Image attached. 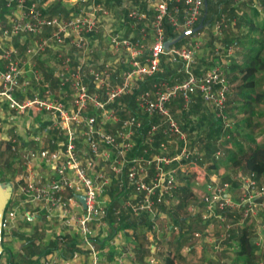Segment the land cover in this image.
I'll return each mask as SVG.
<instances>
[{"label":"built area","instance_id":"built-area-1","mask_svg":"<svg viewBox=\"0 0 264 264\" xmlns=\"http://www.w3.org/2000/svg\"><path fill=\"white\" fill-rule=\"evenodd\" d=\"M3 1L10 13L8 24L0 29V35L5 39H11L18 34L37 38L28 42L24 50L28 59L45 49L63 46L65 42L73 47L82 59L72 65L67 53H57L62 67L53 71V75L57 78L59 86L68 84L73 91V101L68 109L60 98H54L45 88L40 92L26 94L29 81L24 80L19 84L18 80L21 74L20 58L13 48H0V60L5 61L4 70L0 68V97L7 108L15 115L28 111L48 114L52 118L50 119L55 121L62 137L58 148L43 147L37 151L25 152L23 163L26 167H29L31 161H37L51 166L54 174L52 178L43 179L30 175L27 168V174L10 197L13 204L4 209L1 229L10 225L18 207L22 202H26L31 206V210H22L26 219H33L36 216L35 211H41L46 219L56 213L65 226L79 235V244L86 249L89 264H99L97 251L90 238L93 229L107 226L103 220L106 215L103 194L110 179L103 172L93 170V156H100L108 162L111 172L118 176L122 175L126 165L124 178L137 198L131 206V211L134 214L148 213L154 219L156 211L153 206L161 202L166 203L176 187L175 174L178 167L175 170L170 164L176 161L191 171L192 165L196 163L194 153L185 140V133L179 129L167 104L179 97L184 106L191 95L198 94L213 117L221 122L223 134L220 139L229 138L228 131L233 127V120L226 111V95L231 84L218 67L200 69L197 73L193 71L200 45L199 32L187 35L188 38L177 47L163 48L165 28L168 27L175 34L193 28L202 12L203 0H140L146 6L145 11L136 6H129L126 9V19L132 22L128 26L133 28L139 25L140 33L132 37L124 36L122 29L126 26L125 21L121 26L113 27L111 33H107L108 51L111 56L121 51L124 53L125 67L119 72L118 80L113 85L109 84L111 61L104 62L100 69L89 66L87 70L95 89L102 90V100L95 93L87 91L79 73L81 75L82 62L90 58L87 56L91 52L89 37L102 26L99 23L102 19L111 16V0L107 1V4L106 0H70L68 8L74 6L76 10L66 16L44 15L41 7L33 0ZM142 27L147 30L143 31ZM219 28L220 22L215 20L213 31L219 32ZM45 30L47 32L42 35ZM235 47L236 41H231L223 49L231 56ZM162 56H169L170 59L180 62L182 78L174 77L172 83H152L135 95L134 103L137 110L148 118H157L158 122L149 123L146 130L149 142L150 134L161 127L164 134L180 136V146L175 147L174 153L167 156L163 153L167 149L166 141L161 140L155 153L144 156L147 150L143 149L139 155L116 159L115 157H120L123 152L130 153L142 122L138 115L128 113L119 120L109 103L123 94H130L142 78L162 72ZM33 78L35 83L40 80L39 76ZM17 89L22 93L21 98L15 97ZM89 104L93 109L102 111L99 116L86 111ZM105 121L119 123V126L113 131H107L100 126ZM79 126L82 128L80 137L83 138V144L89 154L84 160L79 159L80 154L75 147V139L79 138ZM98 143L104 148L99 149ZM219 155L220 151H216L213 157L218 159ZM205 177L204 169L193 177L195 183L204 188L201 208L197 213L200 222L205 225L202 231L192 233L194 243L200 244L202 235L214 227L210 222L211 217H214L217 219L216 228L219 231L215 249L222 250L221 242L231 239L237 234L235 229L242 225L250 227L249 230L254 232L253 245L264 248V174L255 177L250 172L239 173L232 179L234 183ZM64 193H69V196L64 197ZM77 195L84 197L83 206ZM114 213H117L116 209ZM78 256V252L72 250L57 263V256L50 254L46 262L71 264ZM116 262L120 263L118 259ZM154 262L152 258L149 259L150 264ZM258 264L264 263L259 261Z\"/></svg>","mask_w":264,"mask_h":264},{"label":"trees","instance_id":"trees-1","mask_svg":"<svg viewBox=\"0 0 264 264\" xmlns=\"http://www.w3.org/2000/svg\"><path fill=\"white\" fill-rule=\"evenodd\" d=\"M38 3V5L41 7V11L44 15L47 16H53L60 14L62 16H66L69 12L76 10V7L72 6L68 8L66 5L62 3V0H34ZM106 0V4H107ZM113 1L115 6L113 18H107L102 19L105 22V27L108 28V31H111V27L121 26V23L123 21H126V9L128 6H136L139 8L144 9V2H141L140 0H111ZM2 0H0V8H4L2 5ZM206 2V13L204 14V8L202 7V12L198 18V21L194 24L193 28L197 26L199 21H202V27L198 31L200 32L205 25L211 26L213 25V22L217 20V18L220 15V12L212 14L213 17L211 19L209 11L211 10V7L213 6L210 0H205ZM229 0H222V3L227 4ZM113 6V5H112ZM111 6V7H112ZM232 10V9H231ZM221 11V10H220ZM250 15L249 17H243L240 18V22L247 27L249 31L252 29L259 28L260 31L264 29V14L261 17V23L258 25L255 20L258 16V9L249 6ZM231 13H233L231 11ZM255 22H253V20ZM119 24V25H117ZM134 32V31H133ZM132 31H129L124 26L122 29V34L127 37H132L133 34ZM183 32V31H182ZM180 32V33H182ZM179 33V34H180ZM179 34L172 33L171 30L166 27L165 28V41L172 40L176 38ZM186 38H182L178 42L174 43L173 45H170L168 48L177 47L180 45V43ZM250 39V38H249ZM249 39L247 41H249ZM107 42V38L100 37V35H94L92 34L89 37V45L93 47V55L97 54L98 50L100 49L101 43ZM65 46H69L68 43L65 42ZM226 45V44H225ZM61 46H58V48ZM62 48V47H61ZM72 48V47H71ZM264 48V44L261 39H256V45L252 47V53L249 55H246L245 59L240 62H229L226 67L228 70L227 73L224 74V76L227 78L229 83L231 85L230 90L227 92L226 95V111L228 113V104L232 105V110L236 114H240V117L234 121L233 120V127L229 132V138L228 139H220L223 130L221 122L218 121L216 118L213 117V114L210 113L204 102L201 100L200 96L198 94H193L190 96L188 102L186 105L183 106L182 100L178 97L173 99L171 102L167 104L168 110L177 123L179 129L188 135L190 139V146H192L193 153H200L202 158L204 160L209 161V168L217 169L218 162L223 167L231 168L232 170H241L243 173H252L255 177L260 176L264 172V140L257 141V133L256 129L260 126L259 117L262 116L260 111L258 110V107L260 105H264V88H261L257 82H256V73L258 71L259 62L260 59V52ZM98 49V50H97ZM71 62L70 64H75L76 62L80 61V58L78 56H70ZM163 56L161 57V63H162ZM170 63L172 67H168V65L163 69L162 72L153 74L148 77H144L141 80H139L136 84L135 89L130 94H123L117 98H115L112 102L109 103L110 108H112L119 120H122L125 116V113L128 114H136L140 117V120L142 122L141 127L136 134L134 138V146L132 147L130 153L127 154V158L134 155L141 154V151L146 148L147 154H144V156H147L150 151L148 150V146L150 145L153 149V153L156 152L158 149V143L161 140H166L168 137V133H162L161 127L152 132L150 134L151 141L149 142L146 135V130L149 127V123H156L157 118L152 117L148 118L141 112L137 110V107L134 103V97L138 92L148 88L152 83L159 82V81H167L168 83H172V80L174 77H177L178 79L182 78V72L180 70V62L177 59H170ZM83 66L90 65V61L85 60L83 61ZM93 63V62H92ZM104 62H99V65H102ZM40 68L44 70V65L42 62L39 63ZM92 65V64H91ZM94 67L95 64H93ZM194 71V70H193ZM42 81L47 82L50 88H55L56 84L58 83L56 80H50L47 78V76L44 74L42 76ZM83 81L87 87L88 92H93L95 89L94 85L92 84V81L89 76H84ZM66 86V85H64ZM29 87V86H28ZM33 86H30L29 92H33ZM235 114V115H236ZM229 115V113H228ZM230 118H232L231 115H229ZM97 120L99 117L96 118ZM119 126V123H118ZM107 131H111L110 127L106 126ZM259 134V133H258ZM62 139V137L60 136ZM55 136L53 135L50 140L54 142ZM228 143V144H227ZM80 144L78 138L75 139V147L77 150V145ZM10 143H6V147L9 148ZM50 148H52V145H49ZM216 151H220L222 153L221 158L214 159L213 154ZM78 153V151H77ZM88 155V154H87ZM89 156V155H88ZM10 163L5 162V166L9 167ZM225 167V168H226ZM126 168V165L123 168L122 175L119 177L113 176L112 179H110L109 185L106 187V191L103 194V198L106 202V199L108 203L105 204L104 208L106 211V215L104 217V221L107 223L108 228L106 231V234L104 236L100 237H91L90 241L95 246V249L97 251L108 249V251L101 253L100 255L105 257L108 261L114 260V253L112 254L110 251L112 250V241L114 239L115 233L120 228L122 229H128L131 228L132 232L135 233L132 238L133 240L136 239L137 246L142 248L144 243L146 242V239L141 234H138L137 231L141 227L146 230H151V224L152 221L148 220L146 218L147 216L145 213H143L139 217H133L130 214L125 213L123 210L118 208L117 213L115 214L114 211L116 208V201L118 197H123L124 193L128 191V189H131V185L127 184L124 178V170ZM1 174V170H0ZM5 181V180H4ZM230 181V180H227ZM117 182H120L123 186V189H121L117 184ZM232 183L234 181L231 179ZM183 190V189H174V194L176 191ZM173 195V194H172ZM108 196L107 198H105ZM185 195H183L181 202L183 200ZM117 197V198H116ZM158 209L160 210V205L158 204ZM229 214V212H227ZM170 214V213H169ZM237 214V213H236ZM174 217V223H180L184 222L185 218L178 216ZM238 215V214H237ZM197 216V218H196ZM46 219V218H45ZM47 220V219H46ZM154 220V219H153ZM199 216L192 215L191 218H189L188 223L186 224V228L182 230V225L180 226V233L176 237V243L173 248L172 244H168L161 254L160 259H158V264H175L182 262L184 260V257L180 253V244L181 240L185 239L187 236H192V233L194 231H202L200 228H204L205 225L199 223ZM174 225V224H173ZM172 225V226H173ZM175 226V225H174ZM249 230L246 225H242L239 228V233L237 235H234V238L237 243L236 247V255L237 257H247L251 253V244L249 242ZM21 236H24V234L20 233ZM3 237V230L1 229V239ZM16 238V237H15ZM190 238V237H189ZM192 238V237H191ZM19 241H22V239L17 238ZM188 239V238H187ZM202 241V238L201 240ZM79 239H73L69 236V234L63 233L55 235L54 238H52L48 245L43 246L39 251L35 249L34 251H30L28 254L30 256H35L33 259H30L28 257L26 264H42L43 258L47 254L50 253L51 250L56 251L60 248L67 249L69 254L71 252V249L73 246L76 247V245L79 244ZM2 250L0 252V264H13L12 263V257H11V251L8 247L4 246L1 242ZM74 247V248H75ZM25 248L29 249L27 245H25ZM26 249V250H27ZM79 254L83 255L84 261L83 264H89L88 261V254L85 251H80ZM141 255V254H140ZM99 256V255H98ZM132 256V254H131ZM131 256H125L127 257V260L131 258ZM87 258V259H86ZM5 262V263H4Z\"/></svg>","mask_w":264,"mask_h":264},{"label":"rangeland","instance_id":"rangeland-1","mask_svg":"<svg viewBox=\"0 0 264 264\" xmlns=\"http://www.w3.org/2000/svg\"><path fill=\"white\" fill-rule=\"evenodd\" d=\"M62 3L67 6L70 3V0H63ZM112 5L113 4H111L110 7ZM114 9L115 8L111 7V9H110L111 13L114 12ZM112 28L113 27H111V31H112ZM103 32L111 33L110 31H108V28L105 30L103 29L102 33ZM187 38L188 37H186V39ZM30 40L34 41V40H37V38L36 37L33 39L31 38ZM61 47L58 48V46H55L52 48L45 49L44 51H42L38 54V56H37L38 58L35 56L37 58V60L34 62L31 60V59H34L33 57L29 58L28 61H30V63L28 64V67L31 69V77H29V79H25V80L29 81V86H30L33 82H36L33 77L39 76L40 80L38 81V86H36L39 88V90H35L33 92H37V91L40 92L42 88H45L50 92L51 96H53L56 99L60 98V100L65 104V106H67V108L70 109L71 103L73 101V91L68 86V84L66 86H64V85L59 86L58 85L54 89H51L49 87V85L47 84V82L42 81V78H43L42 76H44V74L50 80H56L57 79L53 75V71H55L58 68H61L62 63H61V60L59 58H57V56L55 57V53H62V54L67 53L71 57L72 56L73 57L78 56L80 58V60L82 59L81 56L79 55V53H77V51H75V49H72L70 45L69 46L63 45ZM89 47L91 49V52L87 56H90V58L88 59V61H90V63H89L90 65L83 66L84 62H82L81 75L79 73L80 78H82L84 76H88L87 70H88L89 66H93V64H95L96 67L93 66L92 68L100 69V67L102 65H99V62H106L109 60V58L115 57V60L110 63L111 80H109L110 85L115 84V82L119 78L118 77L119 72L124 69L123 67H125L124 53L121 51L117 55L111 56V54L108 51V49H109L108 48V41L106 43H105V41H103V43H101L100 49L99 50L97 49L98 50L97 54H94V55L92 53L93 47H91V46H89ZM237 49H238V46L235 47L234 54L236 53ZM145 52H146V50H145ZM218 54H222L221 56H223V54H224L226 56V58L230 57V55L226 54V51L223 49V47ZM233 55H231V56H233ZM167 57H169V56H163L162 63H161L163 69L167 65H168V67L171 68V66L168 64L169 62H167V60H166ZM169 58H171V57H169ZM25 59H27V57ZM261 59L262 60L259 62L258 71L256 73V82L260 87L264 88V58H261ZM196 60H197V57H196ZM164 61H166V62H164ZM38 62L39 63L40 62L45 63L44 70L40 68V65ZM108 62H110V61H108ZM196 62H198V60ZM215 67H218V66H215ZM219 70L223 74L228 72V71H226V69H223L221 67H219ZM231 85H232V83H231ZM28 91H29V87L26 88L25 93L27 94ZM93 93H95L97 95V97H99L101 100L104 97L102 90L95 89L93 91ZM261 106L262 105H260L258 107V110H260V109L262 110ZM231 107H232V105L228 104V113H229V115L232 116V119L234 121H236L240 116L236 117V115H235L236 113L232 110ZM86 111L90 114L98 115V116H99V113L102 112L101 110L99 111L97 109H93L91 107V104L88 105ZM13 116L15 117V114L11 115V118ZM47 117H50V116L46 113H43V112L28 111L25 114H23V116L16 117L17 119L12 120L13 123L8 125L7 127L6 126L4 127L2 124V127L4 128V129L2 128V131L4 130L3 132L5 134L4 138L7 135H10V139L9 140H1L0 141V147L3 150L6 147V141H9L11 146L9 148H7L8 149V150H6L7 152H2L0 154V170H1L0 182H5V181L13 182L17 186L18 183L20 182V180H22L24 178V176L27 174V172H25L24 166L22 164L23 160L21 159V155H22V153H24V149L30 148L33 150H39L40 148H43V147L49 149L50 143H54L56 148L60 147V145L62 143V140L60 138L61 132L56 128V123H54L55 121H51V125L46 126V129H47L46 133L47 134L44 133V131H43L44 127L40 123L45 122ZM260 122H262V123H260V126L256 129V132H255V133H257V136H259L258 141L264 139V135H262V133L264 131V119H262ZM107 125L110 127L111 131L118 128V123H116V122L113 123L111 121H105L104 124H100V126L104 127L105 129H106ZM260 132H261V134H260ZM81 133H82V128H81V126H79L77 128V136L79 137L78 140H79L80 144L79 145L76 144V145H77V151L80 154L79 159L84 160V159L89 157L88 156L89 154H88V152H87V150L83 144V138L80 137ZM53 135L55 136L54 142H50L49 141L50 137H52ZM20 137H24L25 139L28 140V142H23V144H21V138ZM184 137H185V140L187 141L188 146H189L190 145V139H189L188 135L185 134ZM34 138H38V141L34 140ZM150 138H151V136L149 137V139ZM32 139H33L35 144L33 143ZM180 139H181V137L177 136L176 134L175 135L168 134V137L166 138V140H162V141H166L165 144L167 147L166 152H163V153L167 156H170L171 154H173L174 148L179 145ZM25 143H27V144L25 145ZM30 144H32V146H29ZM24 145H25V147H23ZM11 147H13V148H11ZM98 148L103 149L104 146L101 143H98ZM189 148H191V150H192V146H190ZM144 149H146V148H144ZM148 150L150 151V153H153V149L150 145L148 146ZM127 154L128 153L125 154L123 152L120 157H115V158L116 159H126ZM221 155H222V153L220 152V155L218 157L219 159L221 158ZM112 156L114 158V155H112ZM194 157L196 158L197 164L199 163L200 166L203 165L205 167L204 168L201 166V169H204L205 172L209 171V173H211L209 170L211 168L208 167L209 166L208 160H204V159L200 160L199 155H197L195 153H194ZM214 159H216V158H214ZM92 161H93V170L95 172L101 171L109 178V174L111 171L110 167H109V163L104 161L103 159H101L100 156H93ZM5 162L10 163L9 167L5 166ZM173 163H176L175 166H172ZM38 164L39 163H36L34 161H31L29 163V167H28L29 168L28 170L30 171L29 174L34 175L36 177H42L43 179L49 178L48 171L46 168H51V166L47 165L46 167L45 166L41 167ZM170 165L175 170L177 167L183 168V170L178 169L179 173L181 175L175 174L176 181H177L175 189H177L178 183L180 182L181 185L179 184V186H182L183 190H179V191L177 190L175 194H174V192H172L173 197L172 198L169 197L167 199L166 203H164V202L158 203L161 207L160 208L161 215L163 216L157 221V226H158L157 227V236H158V238L156 239V241H154L153 237L150 236V232L145 231L148 234L146 236V243H144V246H143L144 250L145 249L147 250V249H149V247H147V245L149 246L150 243H153V244L155 243L156 245H158L160 247V250L155 255V257H157L158 259H160L161 254L163 253L165 248L167 246H169L168 244H172V246L174 245L173 248L176 247L175 246L176 243H174V242H176V237L180 233V226L177 223H174V217L177 216V215H175V213H177L178 216H183L184 218H191L192 215L194 214V212H195V214L198 215L197 211H199V209L201 208V199H202V196L204 194V188L200 184L195 183L192 175L186 174V173H189V172H187V168L182 167L183 165H180V163L176 162V161L172 162ZM225 167L221 166V164H219V162H218L217 169L221 168V173H217V172H215V170H213L215 172L216 176L214 177L213 175H211V178H215V179H218L220 181H225V180L231 181V179H233L239 173H243V171H241L239 169L238 170H232L231 168H228V167L225 168ZM183 195H185V196L181 202ZM107 197L108 196H106L105 198H107ZM117 200H120L123 203L125 201L135 203L132 195H128V197H127V195H124L121 198L118 197ZM9 205H11V203H9ZM6 206L8 207V204ZM153 210L159 211L157 204H155L153 206ZM39 214H40V212H39ZM169 215H171V217H170L171 219H168ZM57 219L58 218L56 216V213H55V215H52L49 218V220L47 219L48 221H46V219L43 216H41L38 221H36L33 225L30 226L29 229H28V227H26V231H28V232H24L26 235L21 236L20 235L21 230H19V228H14L13 231L11 230L8 234H5L6 238H4L2 240V243H4L10 249L11 257H12V263L13 264H26L28 257H30V259H33L35 257V256H30L27 252L34 251L35 249H37L39 251V249H41L43 246L48 245L49 241L52 238H54L55 235H58V234L61 235L63 233L67 234L68 233L67 231L71 230L69 227L65 226L64 224L62 226L61 222ZM169 224L176 225L178 227V232H177V227L174 225L171 227L169 226V228H170V230H169L167 228V226ZM185 228H186V226H183V229H185ZM215 228H216V226H215ZM248 228H250V227H248ZM200 229H202V227ZM214 230H218V229L216 228ZM95 231L96 232L94 233V236L98 237V234L100 233V229L97 228ZM71 233L74 235L76 234L74 232H71ZM127 233L129 236H131V234L133 233L132 229L128 228ZM137 233L141 234V231L138 230ZM218 233L219 232H217V234ZM238 233H239V229L237 230V234ZM237 234H235V235H237ZM129 236L122 238L123 242H121V238L119 236L116 238V241L114 243H116V246L120 245V243H124L127 248H130L134 244V241ZM189 237L191 238V236H187L185 239L181 240L180 247H185V248L191 249L189 252V255H188L189 259L187 261L183 260L182 262L183 263L186 262L185 264H187V263L203 264V262H202L203 259L199 258V255H200V257H202L201 256L202 250L200 249L201 245L196 244L195 248H193V245H195V244H194V242H192L193 241L192 239L183 243V241L187 240V238L189 239ZM17 238H19V239L21 238L22 241H19ZM217 241H218V239L215 240V243L213 241H211L210 245L208 244L205 247H203L205 250L204 251L205 255H206V252H209L210 254L214 253L216 255V257L218 256L217 254L220 253L221 250H217L214 247ZM25 245H27L30 250L26 251ZM236 247H237V245L235 244L233 252H230V253L228 252V254H226L224 256H219V259H221L223 261V264H230V261H232V259H233V254L236 253V250H237ZM75 248H76V250H78L82 247L76 245ZM258 249L259 250H257L258 252L256 254H253L252 256H250V259H249L250 264H257L259 261H262L264 263V248H258ZM50 254L53 255L54 250H51L49 255ZM145 255H146L145 253H142L140 255V259L135 260V262L137 264H143V260H144L143 257ZM212 258H214V257H212ZM211 262H214V260H211ZM99 264H112V262L107 261L106 258L104 257L103 260H101V262L99 259ZM241 264H243V263H241Z\"/></svg>","mask_w":264,"mask_h":264},{"label":"crops","instance_id":"crops-1","mask_svg":"<svg viewBox=\"0 0 264 264\" xmlns=\"http://www.w3.org/2000/svg\"><path fill=\"white\" fill-rule=\"evenodd\" d=\"M111 2L113 4V1H111ZM123 2H124V0H123ZM210 2L213 5L211 7V10L209 11L211 19L213 17L212 14L220 12L219 17L217 18V20L220 22V28H219V32H215V31H213V25L208 26V27H207V25H205V27L199 32V34H200V45H199V50L197 51V56H196L198 62L196 64V66H194V68H193L194 72H196V73L199 72L200 69L204 70V69H208L209 67H215V66H218V68L221 67L223 69H226V71H230V70L227 69L226 65L229 62H236V63L242 62L245 59L246 55H249L250 53H252V51H253L252 47L254 45H256V39H261L263 44H264V29H262V31H260L259 28H257L258 27L257 26L256 28H254L251 31H249L247 29V27L240 22V18L243 17L244 15H245V17H249V15H250L249 6H251V7H254V8L258 9V16L256 17L255 20L257 21L256 23H258V25H259L261 23V21H260L261 17L264 14V0H229V2L227 4L222 3V0H210ZM70 3L67 5V7H69ZM2 5L4 6V8H0V29L2 27H5L8 24L9 13H10V10L7 9L5 7V5H4V1L2 2ZM110 5H109V7H110ZM115 6H117V5L113 4L112 8H115ZM145 8H146V6L144 5V9ZM110 9H111V7H110ZM140 9H142V8H140ZM231 11L233 13H231ZM113 14L114 13L112 12L111 16H110L111 19L113 18ZM255 20H253V22H255ZM105 22L106 21H104V20H101L99 22V23L102 24V26L98 28V31L94 35H100L101 38L102 37H104V38L106 37L107 38V33H105V32L102 33L103 29L104 30L107 29L105 27V25H106ZM125 22H126V26H125L126 29H128L129 31H132V32L134 31L133 32V34H134L133 36H135L136 34L140 33L139 25H135L133 28H130L128 25L132 21L127 19ZM117 25H119V24H117ZM114 27H117V26L114 25ZM142 28H143V31L147 30L146 27H142ZM45 32H47V30H45L42 33V35H44ZM31 38L33 39L35 37L29 36V35L18 34V35L13 36L11 39H5V38H3L0 35V48L11 47V48H13L16 51L18 57L20 58L19 59L20 60L19 67H20V70H21V74L18 77L19 84L22 81H24L25 79H29V77H31V69L28 67V64L30 63V61H28V58L25 59L26 55L24 53V50H25V48H26V46L28 44V41L29 42L32 41V40H30ZM248 39H249V41H247ZM107 41H108V38H107ZM231 41H236V44L238 46V49L236 50V53L233 56H230L229 58H226V56L224 54H223L224 57L221 56L222 54H218L221 51L222 47H224L225 44L227 45V44L231 43ZM72 49H74V48L72 47ZM56 56H57V53H55V57ZM36 57H33L34 59H31V60L33 62L36 61L37 58H38V57L37 58ZM261 58H264V48L260 52V59ZM114 60H115V57H111V58H109L108 61L112 62ZM166 60H167V62H169L168 64L172 67V65L170 63V61H171L170 58L167 57ZM164 62H166V61H164ZM43 65H45V63H43ZM4 67H5V61L0 60V68L2 70H4ZM30 86H33L32 87L33 91L39 90V88L36 87V86H38V83L33 82ZM30 86H29V88H30ZM56 86H58V83L56 84ZM19 91L20 90L17 89L16 92H15V97H17V98H21V95H22V93L19 92ZM31 93H34V92H29V91L27 92V94H31ZM261 108H262V110L260 109L259 111H260L262 116L259 117V121L264 119V105H262ZM11 115H14V113L7 108L4 100L0 97V120H1L0 121V141L1 140H9L10 139V135H7L4 138L5 134L3 132L4 130L2 131V128H3L2 124H3L4 127L5 126L7 127L11 123H13L12 120L17 119L16 117L23 116V114L22 115H15V117L13 116L14 118L13 117L11 118ZM239 116H240V114H236V117H239ZM51 121L52 120L50 119V117H47L45 122L40 123L44 127V129H43L44 133H46V131H47L46 126L51 125ZM260 134H261V132H260ZM262 135H264V131H263ZM20 138H21V144H23V142H28V140L25 139L24 137H20ZM258 139H259V136H257L256 140L258 141ZM34 140L38 141V138H34ZM32 141H33V139H32ZM49 141L53 142L52 140H49ZM7 142H9V141H6V143ZM33 143H34V141H33ZM26 144L27 143H25V145ZM25 145L23 147H25ZM50 145H52L53 147L52 148L49 147V149L56 148L54 143H50ZM10 146H11V144L9 145V147ZM29 146H32V144H30ZM11 148H13V147H11ZM6 150H8L7 147H5L3 150L0 147V154L2 152H7ZM29 150H33V149H30V148L29 149H27V148L24 149V153H22V155H21V159L22 160H23V156H24L25 152L29 151ZM33 151H37V150H33ZM195 154L199 155V159L200 160L203 159V158H201L202 156H201L200 153H195ZM34 162L38 163L37 161H34ZM22 164H23L24 170L26 172L28 167L26 168V166L24 165L23 162H22ZM38 165L41 166V167H44V166L46 167V165H44L43 163H39ZM172 166H175V163H173ZM201 166L204 167L203 165H201ZM201 166L199 165V163L197 164V162H196L195 164L192 165V167H191L192 170L191 171L187 170V172H189V173H186V174L187 175H192L194 177V175L198 171L201 170ZM46 169L48 171L49 178H52L53 174H54L53 173V169H51V168H46ZM178 169H177V174L181 175L179 173L180 169L179 170ZM209 170H210L211 173H209V171L205 172L206 173V177L205 178H207V179H211V175H213L215 177L216 176L215 172L221 173V168H218V169L211 168ZM213 170H215V172ZM263 174H264V172H263ZM263 174H261V176ZM113 176L119 177L118 175H115V174H113L110 171L109 178L112 179ZM10 183H11V186H12V192H11V195H10V197H11L12 193H14L16 185L13 182H10ZM19 183H21V180H20ZM117 183H118L117 185L121 189H123V186L121 185V183L120 182H117ZM179 184L181 185V183L179 182L177 188L178 189H183V187L179 186ZM63 195H64V197H67V196H69V193H64ZM124 195H127V197H128V195H132L134 201L137 199L134 196V194H133L132 187H131V189H128V191L126 193H124ZM172 197H173V195H172ZM107 201H109V200L106 199L105 204L108 203ZM9 203L13 204V200H11L10 198H9V201H8L7 204L9 205ZM125 203H127V205H125ZM133 204L134 203H132V202H126L125 201L123 203L120 200H117V202H116V208L117 209L116 210H118V208H120L121 210H123L127 214H130V212H131V215L133 217H139L143 213H145V212H141V213H138V214H134L131 211V206ZM22 210H31V206L29 204H27L26 202H22L21 203V205H20V207H18L17 213H16L15 217L12 219L10 225L7 228H5L4 230L2 229L3 230V237L1 239V242H2V240L4 238H6L5 234H8L11 230L13 231L14 228H19V230H21V234L23 233L24 235H26L24 233V232H28V231H26V227H28V229H29L30 226L33 225L36 221H38L41 216L44 217V215L42 214L41 211H35L36 212L35 213L36 216L33 219L28 220L23 215V213H22L23 211ZM39 212H40V214H39ZM145 215L147 216L146 218H148V220L152 221L151 230L149 232H150V236L153 237L154 241H156V239L158 238V236H157V227H158L157 226V221L163 216L161 215L160 210L156 211L155 216H154V220H153V216H151L150 214L145 213ZM194 215H196L195 212H194ZM170 217H171V215H169L168 219H171ZM181 217H183V216H181ZM196 218H197V216H196ZM48 220H46V221H48ZM57 220H59L61 222L62 226H63L62 220H60L59 218ZM188 220H189V218H185L184 222L178 223V225H182V230H184L183 226H187L186 224L188 223ZM210 222H212L214 224V227L210 231H207L206 233H204L205 231H203L204 234L202 235V241H200V245H201L200 249L202 250V255H201L202 257H200V255H199V258L203 259V261H202L203 264H223L222 262H220L222 260L219 259V256H224V255L228 254V252L229 253L233 252L234 245L235 244L237 245V243H236V240H234L235 238L233 236L231 239H227V240L221 242V246L223 247V249L221 250L220 253L217 254L218 255L217 257H216V255L214 253L210 254L209 252H206V255H205L204 254L205 250H204L203 247H205L208 244L210 245L211 241H213L215 243V240L218 239V235H219V233L217 234V232H219V231L218 230H214V229H216L215 226L217 224V219L214 218V217H211ZM199 223L203 224L202 222H199ZM172 225L173 224H169L167 226V228L170 230L169 226L171 227ZM92 227L95 228L94 225H92ZM107 228H108V225L105 228H98V229H100V233L98 234V237L104 236L106 234ZM202 229H204V228H202ZM95 230H96V228L93 229L91 237L94 236V233L96 232ZM138 230L141 231V235L144 237V239H146V236L148 234V233L145 232L146 230H144L142 227H141V229L139 228ZM237 230L238 229H235V231H237ZM248 230H249V228H248ZM67 232H68L67 234H69V236L72 237L73 239H77V240L79 239V235L77 233L75 235L71 233V232H74V230L71 229V230H69ZM177 232H178V227H177ZM248 233H249V235H248L249 238L248 239H249V242H250V244L252 246L250 255L245 257V258H243L242 256L241 257H237V255H235L236 254L235 253V254H233V259H232V261H230V264H241V263L250 264L249 263L250 256H252L253 254H256L258 252L257 250H259V249L256 248L253 245V242H252L253 236H254V232L249 230ZM134 235H135V233H132L131 236H129L128 233H127V229H125V230L122 229L121 230L119 228L117 230V232L115 233L114 239L112 241L113 247H112V250L110 251L112 254L113 253L115 254L114 255V260L113 261H109V262H112V264H137L135 262V260H139L140 259V254L145 253L146 257L145 256L143 257V259H144L143 260V264H150L149 263V259H151V258L153 260H155V262L153 264H158V258L155 257V255L160 250V247L158 245H156L155 243L154 244L150 243L149 246L147 245V247H149V249H147V250L146 249L144 250V247H142V248L138 247L136 239L133 240L134 244L130 248H127L124 243H120V245H118V246H116V243H114L116 241V238L119 237V236L121 238V242H123L122 238H124L126 236H129L130 238H134L133 237ZM190 239L193 240V238H189L187 240H184L183 243H185L186 241H188ZM192 242H194V240ZM2 244L4 246H6L4 243H2ZM79 246H81V245H79ZM195 246H196V244L193 245V248H195ZM81 247L82 248L76 250V248H74V246H73L71 251L72 250H76L78 252V254H79L80 251L87 252L86 249L83 246H81ZM28 250H30V249H27L26 251H28ZM190 250L191 249H188V248H185V247H180V253L184 257V260H186V261L189 259L188 255H189ZM106 251H108L107 248L103 249L102 251L101 250L98 251L97 255H99L98 257L100 259V262L104 258L100 254L103 253V252H106ZM27 253H29V252H27ZM67 253H68L67 249L60 248L59 250L57 249L56 251H54L53 255L57 256V263H58L59 260H61V258L63 259V258L67 257L70 254V253L69 254H67ZM131 254H132V256H131ZM48 255L44 256V258L42 260L43 261L42 264H49V263L46 262V260L48 259ZM126 255L127 256L130 255L131 258L129 260H127V257L125 258ZM212 257H214V258H212ZM117 259L120 261V263L116 262ZM211 260H214V262H211ZM83 261H84L83 255L79 254L77 259L73 260L71 262V264H83ZM88 261H89V256H88ZM185 263L186 262H184V263L183 262H179V263H175V264H185ZM187 264H192V263H187Z\"/></svg>","mask_w":264,"mask_h":264},{"label":"water","instance_id":"water-1","mask_svg":"<svg viewBox=\"0 0 264 264\" xmlns=\"http://www.w3.org/2000/svg\"><path fill=\"white\" fill-rule=\"evenodd\" d=\"M203 8H204V14L203 15H205V13H206V2H205V0H203ZM201 27H202V21H199V23L197 24L196 27L188 29L186 31H183L176 38L164 42L163 48L168 49V47L170 45H173L174 43L178 42L179 40H181L182 38H184L185 36H187L189 34H192L196 31H199L201 29ZM11 192H12V186H11L10 182H8V181L0 182V252L2 250V246H1L2 217H3V212H4V209L6 207L7 201L10 198ZM76 197L80 201L81 205L83 206L84 197L82 195H77Z\"/></svg>","mask_w":264,"mask_h":264}]
</instances>
